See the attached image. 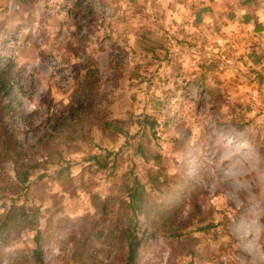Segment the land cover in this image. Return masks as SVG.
Instances as JSON below:
<instances>
[{"label":"rangeland","instance_id":"374dc122","mask_svg":"<svg viewBox=\"0 0 264 264\" xmlns=\"http://www.w3.org/2000/svg\"><path fill=\"white\" fill-rule=\"evenodd\" d=\"M175 1L0 0V65H10L21 108L33 112L19 137L33 142L38 122L77 83L86 82L93 115H151L168 173L201 188L200 204L230 238L211 241L191 230L176 243L150 237L139 263L264 264V35L218 43L183 35L180 25L165 21ZM146 39L151 52L144 50ZM87 66L94 69L92 82L85 79ZM135 162L142 176L147 166ZM71 171L75 196L59 197L51 181L35 187L44 200L38 227L46 264H83L70 255V222L89 203L79 165ZM111 180L104 173L90 181L105 193ZM32 235L21 231L15 246L30 247Z\"/></svg>","mask_w":264,"mask_h":264},{"label":"trees","instance_id":"16d2710c","mask_svg":"<svg viewBox=\"0 0 264 264\" xmlns=\"http://www.w3.org/2000/svg\"><path fill=\"white\" fill-rule=\"evenodd\" d=\"M258 26L254 23V31ZM143 46L147 52L153 50L147 39ZM93 72L87 66L85 79L92 82ZM130 76L139 78V72L132 70ZM11 79L10 65H0V262L46 264L38 227L44 200L37 199L35 187L51 181L59 197L77 195L73 165H79L82 195L89 203L70 222V255L76 261L140 264L139 249L148 238L160 236L176 243L189 230L211 241L230 238L211 208L200 204L201 188L188 177L168 173L157 149L158 123L151 115L115 118L105 110L93 115L87 100L90 90L86 82L77 83L66 102L54 105L38 122L41 132L27 145L19 134L33 112L21 108ZM136 158L147 166L142 176ZM104 173L112 180L107 192L98 193L90 180ZM26 229L33 230L31 246L16 247L14 242ZM102 251L106 258L97 254Z\"/></svg>","mask_w":264,"mask_h":264},{"label":"crops","instance_id":"0c3cea01","mask_svg":"<svg viewBox=\"0 0 264 264\" xmlns=\"http://www.w3.org/2000/svg\"><path fill=\"white\" fill-rule=\"evenodd\" d=\"M251 7L257 8L249 10ZM165 15L170 26L180 25L181 34L195 33L204 41H246L264 35V0H177L168 6ZM254 23L259 24L258 31H254Z\"/></svg>","mask_w":264,"mask_h":264},{"label":"built area","instance_id":"2783aa9c","mask_svg":"<svg viewBox=\"0 0 264 264\" xmlns=\"http://www.w3.org/2000/svg\"><path fill=\"white\" fill-rule=\"evenodd\" d=\"M229 62V61H228ZM262 65H264V63H262Z\"/></svg>","mask_w":264,"mask_h":264}]
</instances>
